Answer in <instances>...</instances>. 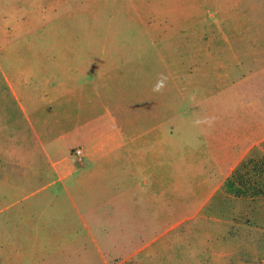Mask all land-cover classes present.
Returning <instances> with one entry per match:
<instances>
[{"label":"rangeland","instance_id":"obj_1","mask_svg":"<svg viewBox=\"0 0 264 264\" xmlns=\"http://www.w3.org/2000/svg\"><path fill=\"white\" fill-rule=\"evenodd\" d=\"M93 58L106 61L100 73L107 90L96 111L81 108L78 121L107 138L109 106L130 107L118 117L143 120L137 122L148 129V170L143 164L133 174L122 166L116 179H100V208L116 207V224L78 223L76 240L49 248L48 232L57 224L35 212L31 236L38 241L0 242V264H264V0H0V187L19 174L10 149L16 137L17 148L24 147L25 129L14 123L36 117L46 125L39 129L43 144L32 142L40 165L50 147L81 167L75 149L85 156L87 145L65 132L77 116L68 121L44 108L51 98L41 94L48 79L71 73L70 62ZM158 81L162 87L154 91ZM30 104L38 112L31 115ZM157 123L158 144L151 129ZM130 127L128 137L136 132ZM60 131L54 142L49 136ZM50 170L35 186L52 179ZM60 186L32 196L0 192L1 231L21 224L24 203L37 211L35 199ZM20 245L43 251L23 260Z\"/></svg>","mask_w":264,"mask_h":264},{"label":"crops","instance_id":"obj_2","mask_svg":"<svg viewBox=\"0 0 264 264\" xmlns=\"http://www.w3.org/2000/svg\"><path fill=\"white\" fill-rule=\"evenodd\" d=\"M105 62L106 61H102L101 59L94 58L82 59L74 67V64L70 62L71 73L63 80L53 81L52 79H48L51 85L44 89L43 94L40 93L46 100L51 98L50 103L45 105L44 108H48L49 111H53L60 115H62L61 113L65 114V119L68 121H71L73 115L77 116L76 119L78 121L81 108L86 106L88 111L92 110L91 108L96 111L95 104L101 96H104L103 94H105L107 90L105 85L101 83L104 74L100 73V67ZM122 76L123 78H120V81L123 79L126 80L128 77L127 74L121 75L120 77ZM112 79L116 81L117 77L113 75ZM27 86L28 87L23 88V90L28 91V98L32 101L34 96L31 94H33L34 89L32 85ZM13 92L15 95L19 96L17 89H13ZM126 98L129 97L126 95ZM55 102H57L60 108L57 107V109L53 107V103ZM20 104L22 105L23 112L26 114L27 107L22 102H20ZM109 107L112 110L109 113L114 116H112L109 122L110 127L107 138L100 137L97 139V137L93 135V129H85V126L81 125L79 121L76 125L72 123L71 127L65 129L66 135L77 133L79 137L77 138L75 136V138L80 139V142L87 145L84 152L86 153L85 156L83 154L79 156L76 153L77 157H79L77 159L81 163V167L72 164L71 154H67L66 151H64L56 156L52 151L56 153L57 148L50 147H46L47 152L43 159L46 165H40L41 162H38V160H42L37 156L38 148L35 147L32 142L35 143L36 140L43 144L42 134L39 129L46 128V125L43 123L42 118L36 117V121H29L27 124H20V122L14 123L13 126L17 130L19 127L27 130L23 131V138L21 139L24 143V147L17 148L19 141L16 137L13 139V148L10 149L14 153V163L18 165L19 174L18 177L14 178L12 181H7L8 184L2 185L0 187V192L9 194L10 196L17 194L32 196L40 192L48 191L52 185L58 182H61V186L58 189L50 190V197H45V199H40V197H38L35 199L40 207L37 211L33 209L32 202L24 203V205L19 208L21 213V224L18 226L15 225L13 231L6 227H3L2 231L0 229V242L8 243V245L9 243L20 242L22 245L25 242L38 241V238L31 236L35 233L37 228L35 224L38 217L35 215V212H39L40 218L51 216L57 224L56 228L48 232L51 236L50 241L53 243L49 248L53 247L55 245L54 243L59 244L62 241L68 243L76 240L78 236L76 235L77 233H74L76 230H72V227L77 226L78 223L84 226L106 225V220L108 218L109 226L116 224L114 215L116 207H109V209L100 208V197L97 198L100 179L106 178L107 176L116 179L117 170L122 166H124L127 173L130 171L133 174H141L143 171V164L144 169L148 170L147 165L149 158L147 156V145L149 137L147 136L148 129H143V124L137 122L143 121L140 118L133 119L131 116H128L125 122H121L122 118H119L118 115L121 113L127 114V110H129L130 107H124V112L121 111V108ZM114 107L117 106L114 105ZM39 109L40 108L32 109V105L30 104L31 115L38 112ZM46 124L52 129L56 127V124L52 126L50 121ZM129 126L133 127L132 129L136 128V132L132 137L127 136L131 131L125 134L127 131L125 128ZM159 126L160 125L157 123L156 126L151 127L153 132L156 130L152 137L154 138L156 135L157 144L159 136H163V128L159 130ZM60 135L61 131L58 135L49 137H52L55 142V140L57 141L60 139ZM80 142L76 144H80ZM4 144H6L5 141ZM26 144L28 148H26ZM28 144H32V146ZM76 144L73 145L68 143V146L72 145L70 147L73 148ZM10 150H7V153ZM156 152L159 155V147L156 149ZM153 155L155 156L154 151ZM7 160L8 158L6 157H3L1 160L4 168L7 167L5 165ZM151 160L150 173L155 174L156 169L159 168L158 162L155 164L154 157H152ZM48 169H51L52 179L47 182H42L43 184L40 186H35V183L41 179L40 176L45 175ZM48 175L49 173H47V176ZM71 175L73 176L70 178ZM118 192H120L119 189ZM114 193H117L116 188L114 189ZM59 194H62L63 197H60ZM14 201V203L17 202L16 199ZM50 204L53 208L48 212ZM101 210L104 211L102 212ZM71 235L75 236L71 237ZM109 241L110 245L115 242L111 230ZM21 245L19 249L23 260L25 257L36 260L37 257L42 254L43 250L40 249V251H38L36 246L23 245V247H21ZM11 246L13 249L17 248L13 244ZM115 247L116 242L114 244V248ZM134 252L138 254V252H142V250H135ZM127 256H132V254L129 253L128 255H124V257Z\"/></svg>","mask_w":264,"mask_h":264},{"label":"clouds","instance_id":"obj_3","mask_svg":"<svg viewBox=\"0 0 264 264\" xmlns=\"http://www.w3.org/2000/svg\"><path fill=\"white\" fill-rule=\"evenodd\" d=\"M162 83H163L162 81H158L157 85L154 88V91H159L162 87Z\"/></svg>","mask_w":264,"mask_h":264},{"label":"built area","instance_id":"obj_4","mask_svg":"<svg viewBox=\"0 0 264 264\" xmlns=\"http://www.w3.org/2000/svg\"><path fill=\"white\" fill-rule=\"evenodd\" d=\"M76 152H77V154H79V155H80V154H83V150H82L81 148H77V149H76Z\"/></svg>","mask_w":264,"mask_h":264}]
</instances>
